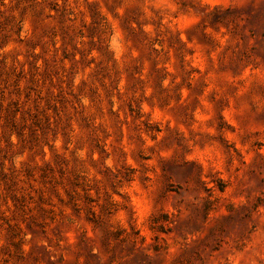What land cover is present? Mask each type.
Wrapping results in <instances>:
<instances>
[{
	"label": "rangeland",
	"instance_id": "obj_1",
	"mask_svg": "<svg viewBox=\"0 0 264 264\" xmlns=\"http://www.w3.org/2000/svg\"><path fill=\"white\" fill-rule=\"evenodd\" d=\"M0 264H264V0H0Z\"/></svg>",
	"mask_w": 264,
	"mask_h": 264
}]
</instances>
